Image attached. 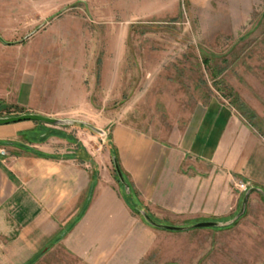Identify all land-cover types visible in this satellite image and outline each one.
<instances>
[{
	"label": "rangeland",
	"instance_id": "1",
	"mask_svg": "<svg viewBox=\"0 0 264 264\" xmlns=\"http://www.w3.org/2000/svg\"><path fill=\"white\" fill-rule=\"evenodd\" d=\"M0 36L17 41L13 56L39 80L35 111L0 106V116L71 117L84 123L47 124L44 139L68 128L80 132L88 157L89 148L102 147L104 161L110 151L134 226L144 227L127 243L136 255L128 264H264V208L249 193L236 218L248 182H234L242 195L231 216H165L139 196L113 139L118 126L180 137L214 98L241 113L239 98L257 117L242 115L264 134V0H0ZM47 264L88 263L57 250Z\"/></svg>",
	"mask_w": 264,
	"mask_h": 264
},
{
	"label": "crops",
	"instance_id": "2",
	"mask_svg": "<svg viewBox=\"0 0 264 264\" xmlns=\"http://www.w3.org/2000/svg\"><path fill=\"white\" fill-rule=\"evenodd\" d=\"M14 43L0 36V102L35 111L39 80L13 56ZM45 125L0 124V264H47L57 250L88 264H128L136 255L127 243L144 227L134 226L110 151L104 161L102 147L89 148L88 157L80 132L52 130L44 139ZM113 139L139 196L165 216L233 215L242 195L236 180L264 208V134L231 104L211 99L180 137L118 126Z\"/></svg>",
	"mask_w": 264,
	"mask_h": 264
},
{
	"label": "water",
	"instance_id": "3",
	"mask_svg": "<svg viewBox=\"0 0 264 264\" xmlns=\"http://www.w3.org/2000/svg\"><path fill=\"white\" fill-rule=\"evenodd\" d=\"M23 120H33V121H37V122H42L45 124H52V125H61V124H73L75 122H81L84 123L82 121H78V120H74V119H62V118H56V117H52V116H48V115H44L38 112H25L22 114H17V115H10V116H0V124H7V123H13V122H18V121H23ZM118 169V173L120 176H122V172L120 171L119 167L117 166ZM128 187V185H127ZM252 188H250L244 198H243V205L242 208L240 210V212L237 214L236 218L239 217L245 210V205L248 199V195L251 192ZM147 219L151 222L154 223L156 225L162 226L160 224H157L152 217L149 214H146ZM217 225L216 222H201L198 223V226H214ZM169 229H175L178 230L180 229V227L177 226H167Z\"/></svg>",
	"mask_w": 264,
	"mask_h": 264
},
{
	"label": "trees",
	"instance_id": "4",
	"mask_svg": "<svg viewBox=\"0 0 264 264\" xmlns=\"http://www.w3.org/2000/svg\"><path fill=\"white\" fill-rule=\"evenodd\" d=\"M210 62V58H205L204 59V64L208 65ZM217 72H216V75L214 76H217ZM234 102L237 104L238 106V109L241 111V114H243L244 116H247L248 119L250 120H253L254 118L257 117L256 113H254V111H252L251 109L247 108L245 106V104L239 99V98H235ZM4 103H1L0 102V106L3 107V109H6V108H11L13 106H6V105H3ZM3 105V106H2ZM21 112H24L23 109L20 110ZM38 123H42V122H38Z\"/></svg>",
	"mask_w": 264,
	"mask_h": 264
},
{
	"label": "built area",
	"instance_id": "5",
	"mask_svg": "<svg viewBox=\"0 0 264 264\" xmlns=\"http://www.w3.org/2000/svg\"><path fill=\"white\" fill-rule=\"evenodd\" d=\"M0 152L1 153H3V154H5L6 152H5V150L4 149H2V148H0ZM241 187H243L244 189H246V185L245 184H241Z\"/></svg>",
	"mask_w": 264,
	"mask_h": 264
}]
</instances>
